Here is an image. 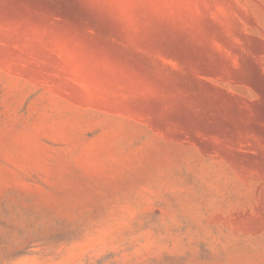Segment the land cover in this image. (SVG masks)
I'll list each match as a JSON object with an SVG mask.
<instances>
[{"label": "rangeland", "instance_id": "1", "mask_svg": "<svg viewBox=\"0 0 264 264\" xmlns=\"http://www.w3.org/2000/svg\"><path fill=\"white\" fill-rule=\"evenodd\" d=\"M0 264H264V0H0Z\"/></svg>", "mask_w": 264, "mask_h": 264}]
</instances>
